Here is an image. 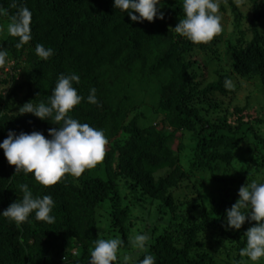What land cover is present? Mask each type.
I'll return each instance as SVG.
<instances>
[{
    "label": "trees",
    "instance_id": "1",
    "mask_svg": "<svg viewBox=\"0 0 264 264\" xmlns=\"http://www.w3.org/2000/svg\"><path fill=\"white\" fill-rule=\"evenodd\" d=\"M14 3L33 13L32 40L17 49L16 37H0L8 51L0 65V143L9 130L50 139L48 130L59 124L19 108L47 102L58 76L74 72L85 100L70 115L103 129L108 144L94 168L47 187L32 174H16L0 148V213L22 198L24 183L34 196L55 201L54 223L33 214L17 227L0 216V264H88L95 239L104 235L103 218L128 252L137 254L129 241L140 227L150 234L137 260L152 254L156 264H251L239 249L256 222L239 230L225 225L239 188L264 182V110L251 108L253 90L246 105L238 97L245 81L264 94V0H220L219 12L234 19L226 42L230 65L220 39L193 44L172 29L184 16L183 0H161L164 19L142 23L114 0H0L6 12L0 23L15 15ZM37 43L53 56L38 57ZM92 87L98 104L87 102ZM147 113L158 122L147 124Z\"/></svg>",
    "mask_w": 264,
    "mask_h": 264
},
{
    "label": "clouds",
    "instance_id": "2",
    "mask_svg": "<svg viewBox=\"0 0 264 264\" xmlns=\"http://www.w3.org/2000/svg\"><path fill=\"white\" fill-rule=\"evenodd\" d=\"M161 0H114V7L126 12L133 22L154 21L164 14L157 7ZM13 7H17L16 3ZM220 0H183V18L172 29L177 34L188 39L193 44L207 43L222 31V17L218 14ZM138 13L139 15H137ZM0 15H6L0 6ZM33 13L26 6L17 7L15 15L10 19L6 32L16 37L15 47L21 49L32 40ZM35 53L43 60H48L54 54L51 47L43 44L35 45ZM8 51L0 45V65L8 62ZM80 83L76 73H61L52 88L48 101L34 104L32 101L19 108V114H34L42 120L59 124V129L50 128V139L40 131L31 133L9 130L6 139L0 143L9 164L16 166V174H32L34 179L47 187L55 185L66 175L81 176L86 169L94 168L104 159L108 139L105 131L81 122L70 115L71 110L85 100L74 86ZM225 87L233 88V81L225 79ZM97 89L90 88L87 102L98 104ZM3 115V111H0ZM50 118V119H49ZM23 193L22 198L14 201L0 213V216L15 222L17 227L28 221L34 214V219L46 223H54L52 211L55 201L51 195L34 196L29 185L18 186ZM239 199L226 211V230H239L249 220L256 222L244 234L246 246L239 249L240 257L247 258L251 264H258L264 259V182L252 180L242 185L238 191ZM148 233L136 234L129 243L137 254L146 253ZM124 241L119 237L95 239L94 247L90 249L88 264H114L122 256V264H156L152 254H144L142 259H135L132 254H122ZM235 264H241L236 261Z\"/></svg>",
    "mask_w": 264,
    "mask_h": 264
},
{
    "label": "rangeland",
    "instance_id": "3",
    "mask_svg": "<svg viewBox=\"0 0 264 264\" xmlns=\"http://www.w3.org/2000/svg\"><path fill=\"white\" fill-rule=\"evenodd\" d=\"M240 9L243 12V15L245 17H247V16H249L251 14L249 7H243V5H241ZM218 14L221 15V17H222V31L219 34H217L215 37L222 41V43L220 44V49H221L222 53L225 54L223 58L227 62L226 64L230 65L231 64V62H230L231 59L227 55V52H226V42L232 37V33L233 32H232V25L231 24L234 21V19H233L232 16L226 15V14H222L221 12H218ZM243 23H244L243 26L247 25L248 24V20H244ZM7 25H8V22H7L6 19L2 20L1 23H0V37H1V39L5 38L8 35L7 32H6ZM253 85H254L253 83L250 84L249 82H246V81L244 82V85H243L244 90L238 96L239 100L241 101L240 103H243L244 105H246V98H247V96L250 93L249 91L253 90V99H252L253 101L251 102V104H252L251 108H257V109L264 110V98L262 97L264 94L261 92V90L258 88V86L253 87ZM248 89H249V91H248ZM146 110L147 109H146L145 106H139L138 111H143L144 112ZM147 114L150 117L149 118V122L147 124H150V122H152L154 124L158 122V116L157 115H155L153 113H147ZM99 163H101V162H99ZM109 227H110V222L106 218H103L102 222H101V226H100L101 230L104 232L103 238L107 239V238H115V237H117V236H113L111 233H108ZM139 231L141 233H142V231L145 232L144 227L142 229L140 227ZM133 252H128L127 250H125L123 248L121 249V253L122 254H132L135 259L138 258L139 254H136V253H133ZM114 264H122V256L119 257L118 261L114 262Z\"/></svg>",
    "mask_w": 264,
    "mask_h": 264
}]
</instances>
